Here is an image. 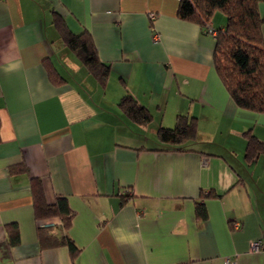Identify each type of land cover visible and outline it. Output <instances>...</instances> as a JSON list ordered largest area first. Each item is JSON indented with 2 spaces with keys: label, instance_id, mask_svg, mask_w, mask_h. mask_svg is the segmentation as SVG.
Returning <instances> with one entry per match:
<instances>
[{
  "label": "crops",
  "instance_id": "0c3cea01",
  "mask_svg": "<svg viewBox=\"0 0 264 264\" xmlns=\"http://www.w3.org/2000/svg\"><path fill=\"white\" fill-rule=\"evenodd\" d=\"M65 30L91 37L103 83ZM214 45L178 0H0V264H264V150L247 147L264 142V112L235 104ZM126 93L150 121L123 111ZM178 114L196 118V150H155ZM32 177L47 202L66 198L74 259L40 245L39 224L64 230L35 219Z\"/></svg>",
  "mask_w": 264,
  "mask_h": 264
},
{
  "label": "trees",
  "instance_id": "16d2710c",
  "mask_svg": "<svg viewBox=\"0 0 264 264\" xmlns=\"http://www.w3.org/2000/svg\"><path fill=\"white\" fill-rule=\"evenodd\" d=\"M260 3H264V0H178V15L183 19L195 20L203 27L209 24L215 11H221L225 15L224 26L215 29L214 66L236 105L264 112V39L261 33L264 13L259 12ZM63 35L83 64L103 83L109 66L97 58L91 37L83 33L75 35L68 30H65ZM119 104L123 111L137 122H147L152 118L147 108L140 105L129 93L121 97ZM157 136L158 144L155 150L195 151L196 118L178 114L174 126L158 127ZM247 147L249 150H264V142L250 134ZM30 186L35 219L40 223L46 218L59 217L61 228L64 230L58 236L51 232L52 225L39 224L37 235L40 245H65L74 259L79 248L67 233L72 212L66 198L57 196L55 201L47 202L41 180L37 177L31 178ZM121 197L124 200L127 195ZM195 211L198 217L206 216L203 202L196 203ZM7 229L10 243H18L17 225L10 223Z\"/></svg>",
  "mask_w": 264,
  "mask_h": 264
},
{
  "label": "built area",
  "instance_id": "2783aa9c",
  "mask_svg": "<svg viewBox=\"0 0 264 264\" xmlns=\"http://www.w3.org/2000/svg\"><path fill=\"white\" fill-rule=\"evenodd\" d=\"M150 15L153 17V14L150 13ZM204 29H205L206 32L210 33L212 36H215L216 31L209 24L206 27H204ZM154 38L157 39V36H155ZM259 246H260V241L259 240H255L251 244L252 250H257L259 248Z\"/></svg>",
  "mask_w": 264,
  "mask_h": 264
},
{
  "label": "rangeland",
  "instance_id": "374dc122",
  "mask_svg": "<svg viewBox=\"0 0 264 264\" xmlns=\"http://www.w3.org/2000/svg\"><path fill=\"white\" fill-rule=\"evenodd\" d=\"M221 14V13H220Z\"/></svg>",
  "mask_w": 264,
  "mask_h": 264
}]
</instances>
